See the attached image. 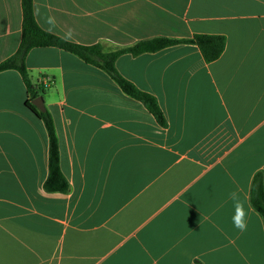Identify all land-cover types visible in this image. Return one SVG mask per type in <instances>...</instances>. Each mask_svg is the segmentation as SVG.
<instances>
[{
	"label": "crops",
	"instance_id": "crops-1",
	"mask_svg": "<svg viewBox=\"0 0 264 264\" xmlns=\"http://www.w3.org/2000/svg\"><path fill=\"white\" fill-rule=\"evenodd\" d=\"M33 7L44 31L52 16L51 34L71 30L79 45L116 50L196 34L227 44L212 63L192 44L117 59L119 73L157 99L165 127L105 71L57 47L32 49L31 82L52 79L42 97L67 193L45 190L46 126L26 105L21 74L1 72L0 264H105L120 250L106 264H264V222L250 202L253 179L264 174V0ZM22 24V1L0 0V64L17 52ZM233 191L247 212L243 233L232 223Z\"/></svg>",
	"mask_w": 264,
	"mask_h": 264
},
{
	"label": "trees",
	"instance_id": "trees-1",
	"mask_svg": "<svg viewBox=\"0 0 264 264\" xmlns=\"http://www.w3.org/2000/svg\"><path fill=\"white\" fill-rule=\"evenodd\" d=\"M21 1L23 11L22 41L17 52L0 64V73L16 70L21 74L28 92L26 105L46 126L49 135V176L44 188L48 193H67L70 185L61 171L59 141L52 116L47 109L45 112H40L32 104L33 100L44 96L46 91L52 87V84L47 86L39 82L34 85L31 82L26 59L32 49L57 47L76 55L87 64L105 71L118 84L124 94L143 103L157 122L165 127V117L157 99L153 95L141 91L131 81L123 77L116 68L117 59L125 54L138 56L144 53L158 52L178 44H192L199 48L206 63H212L222 56L227 44L226 37L222 35L196 34L190 39L158 37L116 50L108 49L103 44L79 45L66 42L64 39L44 31L35 18L33 0ZM250 202L264 222V174L262 172L257 173L253 179Z\"/></svg>",
	"mask_w": 264,
	"mask_h": 264
},
{
	"label": "clouds",
	"instance_id": "clouds-1",
	"mask_svg": "<svg viewBox=\"0 0 264 264\" xmlns=\"http://www.w3.org/2000/svg\"><path fill=\"white\" fill-rule=\"evenodd\" d=\"M46 23L49 25L47 28L48 32H53L55 28V18L52 16L47 17ZM63 39L68 42L72 39V32L69 30L63 36ZM229 198L233 201L234 214L232 216L233 226L238 229L241 233L247 231V212L245 210L244 202L240 199L239 192L233 191L229 194Z\"/></svg>",
	"mask_w": 264,
	"mask_h": 264
},
{
	"label": "water",
	"instance_id": "water-1",
	"mask_svg": "<svg viewBox=\"0 0 264 264\" xmlns=\"http://www.w3.org/2000/svg\"><path fill=\"white\" fill-rule=\"evenodd\" d=\"M32 104L40 111V112H45L46 107L44 103V99L42 96L36 98L35 100L32 101Z\"/></svg>",
	"mask_w": 264,
	"mask_h": 264
},
{
	"label": "rangeland",
	"instance_id": "rangeland-1",
	"mask_svg": "<svg viewBox=\"0 0 264 264\" xmlns=\"http://www.w3.org/2000/svg\"><path fill=\"white\" fill-rule=\"evenodd\" d=\"M142 224H136L134 226L131 227V233L134 232V230H136L139 226H141ZM142 233V229H141V232ZM133 239H131V242H132ZM108 251V250H107ZM107 251L104 252V254L106 253L107 254ZM121 253V250L116 252V253H112L106 260V263L110 262L111 260H113L116 256H118V254ZM105 263V264H106Z\"/></svg>",
	"mask_w": 264,
	"mask_h": 264
},
{
	"label": "built area",
	"instance_id": "built-area-1",
	"mask_svg": "<svg viewBox=\"0 0 264 264\" xmlns=\"http://www.w3.org/2000/svg\"><path fill=\"white\" fill-rule=\"evenodd\" d=\"M42 83L47 85V86H50L52 84V80H51V78L46 77V78L42 79Z\"/></svg>",
	"mask_w": 264,
	"mask_h": 264
}]
</instances>
